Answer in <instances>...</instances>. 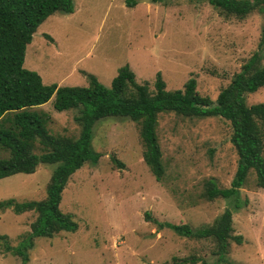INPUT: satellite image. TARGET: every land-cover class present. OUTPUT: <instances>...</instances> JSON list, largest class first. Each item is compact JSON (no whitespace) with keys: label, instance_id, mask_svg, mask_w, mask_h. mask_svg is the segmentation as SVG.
<instances>
[{"label":"rangeland","instance_id":"obj_1","mask_svg":"<svg viewBox=\"0 0 264 264\" xmlns=\"http://www.w3.org/2000/svg\"><path fill=\"white\" fill-rule=\"evenodd\" d=\"M72 1V14L48 17L26 47L23 67L36 72L44 85L86 88L91 74L109 88L118 70L128 65L136 82L147 83L150 92L160 73L167 91L182 90L193 78L197 93L215 101L254 53L260 52L264 66V46L259 47L264 13L259 7L238 18L191 0ZM245 101L247 106L264 104V87L247 94ZM53 102L54 97L31 110L45 117L50 134L76 139L77 112H58ZM92 132L91 148L99 160L70 177L60 203L78 230L36 238L27 264H173L174 257L195 258L196 264H264V190L255 173H249L240 190L247 203L237 209L227 199L205 196L210 180L228 188L235 175L238 155L230 122L219 116L159 114L161 182L143 161L137 123L103 118ZM7 157L0 148V158ZM53 169L40 164L33 174L1 179L0 202L43 200ZM226 209L232 210V234L243 241L229 242L224 262L217 263L213 240L179 237L154 222L199 229ZM36 216L0 211V264H21L6 248L16 247L30 233Z\"/></svg>","mask_w":264,"mask_h":264},{"label":"trees","instance_id":"obj_2","mask_svg":"<svg viewBox=\"0 0 264 264\" xmlns=\"http://www.w3.org/2000/svg\"><path fill=\"white\" fill-rule=\"evenodd\" d=\"M191 1L206 2L238 18L247 16L256 7L264 13V0ZM73 12L72 0H0V148L8 153L7 158H0V180L16 174H33L40 164L54 166L43 200L0 202V211L10 209L16 214L33 212L37 215L30 233L16 247H7V253L20 257L21 264H27L28 251L33 248L36 238H52L60 232L75 233L78 230L73 217L60 209L62 193L70 177L83 165L97 164L99 155L91 148L92 128L103 118L128 119L139 125L144 146L143 161L158 182L165 174L156 134L159 114L173 112L187 118H224L232 128L231 142L238 155L237 169L230 187L218 188L210 180L205 196L209 200L227 199L234 209L245 205L247 200L240 198V190L251 171L255 173L257 186L264 190V136L260 126V123L264 125V104L247 106L245 101L247 94L264 87L260 52L254 53L242 65L215 101L197 93L193 78L182 90L167 91L160 73L156 74L154 92H150L147 83L136 82L128 65L118 70L109 88L91 74L86 75L89 83L86 88L44 85L36 72L23 67L26 47L48 17ZM263 46L264 28L259 42V47ZM52 97L56 111L77 112L73 118L80 125L76 139L50 134L45 117L31 110ZM117 163L119 168L123 167L122 163ZM145 219H148L147 214ZM154 222L160 229H169L179 237L213 240L217 263L226 260L230 241L238 245L243 241L241 236L232 234L230 209L211 225L199 229H192L187 224ZM196 263L195 258H173V264ZM202 264L208 263L202 261Z\"/></svg>","mask_w":264,"mask_h":264}]
</instances>
